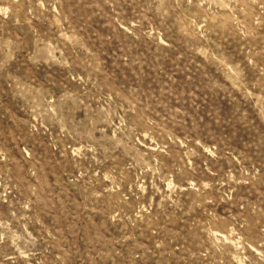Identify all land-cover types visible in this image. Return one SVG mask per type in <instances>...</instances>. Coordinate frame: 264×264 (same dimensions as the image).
<instances>
[{
  "label": "rangeland",
  "instance_id": "1",
  "mask_svg": "<svg viewBox=\"0 0 264 264\" xmlns=\"http://www.w3.org/2000/svg\"><path fill=\"white\" fill-rule=\"evenodd\" d=\"M0 264H264V0H0Z\"/></svg>",
  "mask_w": 264,
  "mask_h": 264
}]
</instances>
